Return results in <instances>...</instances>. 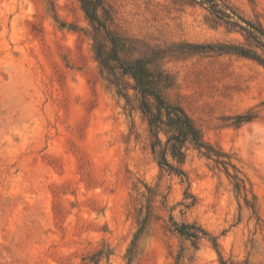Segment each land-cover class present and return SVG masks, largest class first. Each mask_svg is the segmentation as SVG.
I'll use <instances>...</instances> for the list:
<instances>
[{"label":"rangeland","instance_id":"374dc122","mask_svg":"<svg viewBox=\"0 0 264 264\" xmlns=\"http://www.w3.org/2000/svg\"><path fill=\"white\" fill-rule=\"evenodd\" d=\"M223 1L264 28V0ZM106 2L122 33L151 44L240 39L187 0ZM88 31L78 0H0V264H127L140 212L132 264H264V68L230 54L163 62L177 81L172 101L229 157L244 196L195 150L185 178L158 167ZM170 216L217 246L193 245Z\"/></svg>","mask_w":264,"mask_h":264},{"label":"trees","instance_id":"16d2710c","mask_svg":"<svg viewBox=\"0 0 264 264\" xmlns=\"http://www.w3.org/2000/svg\"><path fill=\"white\" fill-rule=\"evenodd\" d=\"M89 25L87 36L91 51L105 81L119 98H123L128 112H137L146 124L151 143L150 152L160 169L185 178L182 166L189 150L220 166L231 179L237 193L248 191L245 181L229 157L206 142L200 130L185 109L172 101L177 91V81L165 69L166 59L212 54H230L253 60L264 68V28L258 21L245 19L223 0H187L198 6L228 27V33L240 37L232 43L151 44L143 39L122 33L115 22V13L106 0H78ZM169 159L171 162H169ZM232 169V173H230ZM246 198V197H245ZM138 229L126 250L127 264H132L140 254V240L145 234L148 215L140 212ZM173 231L196 244L201 239L214 238L195 224H178L170 216ZM108 255V254H107ZM99 256V255H94ZM93 261V259H91Z\"/></svg>","mask_w":264,"mask_h":264}]
</instances>
